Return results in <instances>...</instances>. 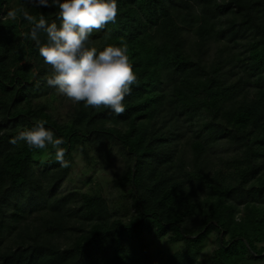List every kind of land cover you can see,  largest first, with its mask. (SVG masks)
<instances>
[{
    "label": "trees",
    "instance_id": "trees-1",
    "mask_svg": "<svg viewBox=\"0 0 264 264\" xmlns=\"http://www.w3.org/2000/svg\"><path fill=\"white\" fill-rule=\"evenodd\" d=\"M117 3L90 41L127 46L125 111L81 102L58 121L54 92L35 102L51 69L23 13L59 24V9L0 0V264H148L145 235L165 240L163 264L264 262V0ZM38 120L70 167L9 143ZM75 152L86 168L118 158L120 210L99 187L62 190Z\"/></svg>",
    "mask_w": 264,
    "mask_h": 264
},
{
    "label": "clouds",
    "instance_id": "clouds-1",
    "mask_svg": "<svg viewBox=\"0 0 264 264\" xmlns=\"http://www.w3.org/2000/svg\"><path fill=\"white\" fill-rule=\"evenodd\" d=\"M35 7L59 9L56 22L49 23L43 14L39 19L23 13L32 25L26 37L35 42L40 57L50 66L46 83L74 104L84 107L108 108L116 115L125 111L123 101L137 82L125 44L107 45L103 50L91 46L93 32L102 31L118 16L117 0H31ZM7 15L16 19V12ZM46 39L42 42L40 34ZM38 120L31 128L20 131L9 143L24 142L30 149L44 150L49 145L55 150V159L63 168L70 167L65 160L66 142Z\"/></svg>",
    "mask_w": 264,
    "mask_h": 264
},
{
    "label": "rangeland",
    "instance_id": "rangeland-1",
    "mask_svg": "<svg viewBox=\"0 0 264 264\" xmlns=\"http://www.w3.org/2000/svg\"><path fill=\"white\" fill-rule=\"evenodd\" d=\"M53 88V87H52ZM54 92L56 100L51 105L53 107V114L58 121L64 120L65 117L71 111L74 103H72L66 97L60 95L55 88L49 89L46 91V95L44 96L45 91L41 92L43 97L40 99H35V102L41 101L42 103L45 101L46 97ZM39 100V101H38ZM227 151L231 153L233 151V147H226L222 144V147L214 151L213 155L217 157L218 155L224 156ZM186 156L187 154L184 153ZM122 164L118 161V158H113L106 164H101L98 166H90L89 168L85 167L83 160L81 159L80 153H74V163L72 171L70 172L69 179L64 181L62 186L63 191L69 190H77L81 192L88 191L90 193L94 192L98 187L100 188V192L102 195L108 199H110L113 203L114 210H120L119 205L120 202L117 199L118 195V187L116 185V181L119 180V176L121 175ZM148 239H147V238ZM144 242L150 241V246L146 248L147 251V263L148 264H163L164 258L167 255L166 253V242L165 240H158L154 236L145 235ZM214 237H210L206 244V249L203 254H209L213 248L214 244L212 240ZM165 251V252H163ZM251 264H264V262L259 263L256 261H250Z\"/></svg>",
    "mask_w": 264,
    "mask_h": 264
}]
</instances>
